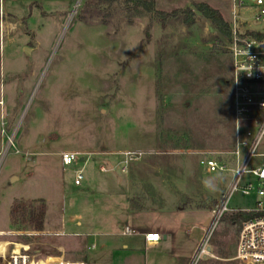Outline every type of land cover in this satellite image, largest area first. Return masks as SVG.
<instances>
[{
	"label": "rangeland",
	"instance_id": "rangeland-1",
	"mask_svg": "<svg viewBox=\"0 0 264 264\" xmlns=\"http://www.w3.org/2000/svg\"><path fill=\"white\" fill-rule=\"evenodd\" d=\"M87 1L2 0L0 6V264L13 251L61 253L34 242L52 232L12 226L15 199L44 200L47 228L82 234L87 225L77 223L90 218L105 232H119L125 195L133 206L152 208L150 222L159 219L175 233L165 248L184 256L181 264H239L241 229L221 221L211 232L207 208L226 194L231 173L208 172L198 153L233 143L227 39L200 12L189 24L162 27L155 16H133L123 4L104 6V14L92 18L83 9ZM196 2L231 22L229 0H157L166 11ZM246 5L240 19L251 27L256 9ZM257 28H264V17ZM63 150L92 153L85 186L74 184L75 165L62 167ZM120 151L142 152L127 173L120 170ZM252 199L235 193L230 206L244 208ZM204 232L211 255L196 263L192 251ZM83 246L71 240L64 258H84L81 249L74 254Z\"/></svg>",
	"mask_w": 264,
	"mask_h": 264
},
{
	"label": "built area",
	"instance_id": "built-area-1",
	"mask_svg": "<svg viewBox=\"0 0 264 264\" xmlns=\"http://www.w3.org/2000/svg\"><path fill=\"white\" fill-rule=\"evenodd\" d=\"M231 2V36L228 51L231 57V101L233 110V143L229 149L220 151H198L200 164L208 172L231 173L229 188L218 203L210 210V231L221 222L227 213L245 211L251 216L243 223L234 259L239 264H264V39L253 34L260 30L264 17V0H229ZM256 9L251 27L240 19V9L247 2ZM124 156L120 170L128 172L129 162L142 155L140 151H120ZM92 153L76 150L60 152L62 167L75 165L74 184L81 185L85 178V167ZM83 162V165L80 163ZM117 165L109 169L116 172ZM106 172L107 166H99ZM235 193L251 197L250 206L232 207ZM124 235H137L139 231L125 226ZM147 243H159L166 236L158 231L144 233ZM204 237L196 251L195 262L211 255ZM4 258L3 254H0ZM37 254L13 251L7 264H87L85 260H67L64 256L37 257Z\"/></svg>",
	"mask_w": 264,
	"mask_h": 264
},
{
	"label": "crops",
	"instance_id": "crops-1",
	"mask_svg": "<svg viewBox=\"0 0 264 264\" xmlns=\"http://www.w3.org/2000/svg\"><path fill=\"white\" fill-rule=\"evenodd\" d=\"M0 6L2 7V0H0ZM118 153V152H117ZM90 161V160H89ZM88 161V163H89ZM83 164L80 163V165ZM86 178V175H85ZM84 178V179H85ZM84 181V180H83ZM83 184V185H82ZM82 187L85 186V182H82ZM129 186V182L127 184ZM125 195V194H124ZM127 196V197H126ZM120 200V208L124 212V216L126 220L120 221V231L119 232H112L108 231L105 232L95 221L90 218V220H87V222L84 224L83 220H79L77 224L80 226L87 225L84 230H86L85 233L80 234V232H71L67 233L66 229L63 227H58L55 229L47 228L45 225V230L43 232L51 233L52 235H43L38 236L36 240L34 241L39 246H42L43 248L46 247L47 251H54L56 248L59 252L58 256H65V250L68 248L70 241L73 242L76 241L77 243H82L84 245L83 247H80L78 249H74V254H79V251H81L80 255L86 254L84 258L75 259V260H95L97 262H101L102 264H181L180 258L184 257L179 254H175L176 252H167L165 246L167 244V241L169 239V234H172V236L175 235L173 232H169V228H166L165 223H159V219L157 223H153L149 221V217L152 212V208H146L144 206H133V203L131 201L130 195H125L122 197H119ZM180 210H183L182 208H179ZM160 215L162 213H165L162 210L156 211ZM47 217V214H46ZM209 219V218H208ZM150 222V223H149ZM208 221H206L205 226H207ZM125 226H129L131 228H134L139 231V234L136 235H124L123 229ZM101 228V229H98ZM119 228V227H117ZM148 231H158L163 233L166 238L162 242L159 243H147L144 238V233ZM67 235L69 238L66 240L60 239V237H63ZM92 236V241L88 240V237ZM106 236V238H100V237ZM123 237V238H120ZM205 237V232L200 234L199 241L197 243V246L192 251V257H194L202 239ZM58 240H62L63 242L57 243ZM119 240V241H117ZM56 241V243H55ZM91 244V247L89 244ZM28 244V243H27ZM97 246V247H96ZM96 247V248H95ZM96 250L97 253H94L95 251H91L90 249ZM81 249V250H80ZM162 251L161 253L151 254L147 255L146 251ZM168 254H171L170 259L168 258V261L164 263V260L166 257L169 256ZM185 258V257H184ZM182 262V261H181Z\"/></svg>",
	"mask_w": 264,
	"mask_h": 264
},
{
	"label": "trees",
	"instance_id": "trees-1",
	"mask_svg": "<svg viewBox=\"0 0 264 264\" xmlns=\"http://www.w3.org/2000/svg\"><path fill=\"white\" fill-rule=\"evenodd\" d=\"M115 4H123L127 12H131L133 16L142 17L151 14L156 17L158 22L165 27L167 24H189L195 18L197 12L205 16L219 32V34L230 40L231 26L230 23L224 19L221 12L210 6L205 2H196L194 7H187L185 9L175 8L170 11L158 9L157 0H88L84 3V10L93 17H100L104 14V6L112 7ZM253 34L264 39V28L253 31ZM146 42H149L151 34L149 27L145 31ZM133 203V199H131ZM205 205H197L198 209L205 208ZM210 210L213 206L208 205ZM47 213V204L44 200L34 201L31 199H15L9 210V219L12 226L21 230H32L36 232H43L45 230V221ZM251 216L245 211H237L227 213L223 216V222L237 227L239 231L243 223ZM28 240L27 242H31Z\"/></svg>",
	"mask_w": 264,
	"mask_h": 264
}]
</instances>
